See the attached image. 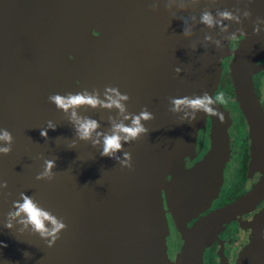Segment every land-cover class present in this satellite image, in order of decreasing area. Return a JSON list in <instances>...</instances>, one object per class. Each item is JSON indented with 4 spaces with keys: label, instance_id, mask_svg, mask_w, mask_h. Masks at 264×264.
<instances>
[{
    "label": "water",
    "instance_id": "95a60500",
    "mask_svg": "<svg viewBox=\"0 0 264 264\" xmlns=\"http://www.w3.org/2000/svg\"><path fill=\"white\" fill-rule=\"evenodd\" d=\"M231 53L237 99L264 150L251 78L264 0H0V129L12 136L0 141L10 144L0 152V264H203L228 213L189 221L218 196L231 157L214 95ZM56 94L97 103L65 109ZM196 98L208 107L175 102ZM143 111L147 130L124 139L114 126ZM87 119L97 127L81 137ZM114 132L122 147L102 155ZM25 194L64 226L42 234L16 215Z\"/></svg>",
    "mask_w": 264,
    "mask_h": 264
},
{
    "label": "flooded vegetation",
    "instance_id": "af4514ba",
    "mask_svg": "<svg viewBox=\"0 0 264 264\" xmlns=\"http://www.w3.org/2000/svg\"><path fill=\"white\" fill-rule=\"evenodd\" d=\"M257 25V20L250 22V26ZM239 43L236 47L231 44L232 49H237ZM234 61L233 53L224 60L214 94L216 98L220 93L224 96V101L217 99L226 115L231 150L225 180L216 199L189 221L193 227L201 218L219 210L228 213L211 232L203 252V264H264V150L237 99ZM251 78L264 112V55L256 60Z\"/></svg>",
    "mask_w": 264,
    "mask_h": 264
},
{
    "label": "clouds",
    "instance_id": "9594fccd",
    "mask_svg": "<svg viewBox=\"0 0 264 264\" xmlns=\"http://www.w3.org/2000/svg\"><path fill=\"white\" fill-rule=\"evenodd\" d=\"M221 15L225 17H230L231 13L225 11L222 12ZM202 21L211 25L214 23L213 17L210 13H204L201 17ZM243 34L241 37L237 38L235 35L233 36L231 42L232 46L236 47V45L239 43L240 40H242ZM124 98H127L126 96ZM218 99L224 101L223 93L218 94ZM53 101L56 102V104L59 107H63L67 109L70 105H76L80 103H90V104H96L97 100L95 97L87 96L85 97L83 94H75L71 95L69 97H62L60 94H56L50 97ZM177 104L180 103H188L195 106H202L207 108L208 105L206 103V99L196 98V99H177L175 101ZM112 103L119 105V101L113 100ZM211 111V109H208ZM150 113L147 111L141 112L139 115L135 116L132 119V123L130 125H125L123 123L117 124L114 127L119 129L120 132L125 133L126 135L123 137L124 139H131L139 135V133L146 131L147 129L144 128V126L141 124L142 118H149ZM51 127H55V125H51ZM97 127V122L92 119H87L82 121L79 124V134L81 137H88L90 135L91 130L95 129ZM41 135L47 136L48 132L47 129H41ZM12 136L11 133L7 129H0V141H11ZM122 147L121 145V136L119 132H114L113 134L106 135L104 137V145H103V151L102 155H109L113 151L120 149ZM10 151V144H3L0 145V152H9ZM55 161L54 160H47L46 161V167L45 172L42 175H47L50 173L51 168L54 166ZM16 215H19L21 213H24V219H26L28 222H30L37 230L41 231L42 234H51L56 233L59 231L60 228H62L64 225L62 222H59L55 217L50 215L47 211L41 209L38 204L28 195H24L22 201L16 202ZM51 221V223L54 225L53 228L48 229L45 221ZM8 227H11V224L7 225ZM55 237H53L54 239ZM52 241H49L51 243ZM0 244H5L4 241H0Z\"/></svg>",
    "mask_w": 264,
    "mask_h": 264
}]
</instances>
